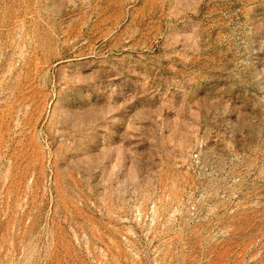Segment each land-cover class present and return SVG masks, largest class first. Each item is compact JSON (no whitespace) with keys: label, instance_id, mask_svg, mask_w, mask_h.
I'll return each mask as SVG.
<instances>
[{"label":"rangeland","instance_id":"obj_1","mask_svg":"<svg viewBox=\"0 0 264 264\" xmlns=\"http://www.w3.org/2000/svg\"><path fill=\"white\" fill-rule=\"evenodd\" d=\"M0 264H264V0H0Z\"/></svg>","mask_w":264,"mask_h":264}]
</instances>
